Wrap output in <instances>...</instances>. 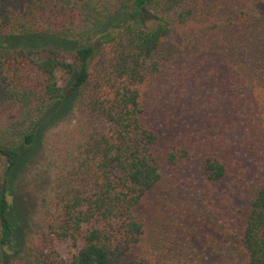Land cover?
<instances>
[{
  "label": "trees",
  "instance_id": "obj_1",
  "mask_svg": "<svg viewBox=\"0 0 264 264\" xmlns=\"http://www.w3.org/2000/svg\"><path fill=\"white\" fill-rule=\"evenodd\" d=\"M0 264H264V0H0Z\"/></svg>",
  "mask_w": 264,
  "mask_h": 264
},
{
  "label": "rangeland",
  "instance_id": "obj_2",
  "mask_svg": "<svg viewBox=\"0 0 264 264\" xmlns=\"http://www.w3.org/2000/svg\"><path fill=\"white\" fill-rule=\"evenodd\" d=\"M55 131H53L50 136ZM54 168V159L45 152L41 151V153L31 163L30 167L27 169L23 177L24 179L22 181V193H24L27 199V209L25 211L26 223H29L31 230L33 229V232L36 229V225L40 215V209L37 206V201L34 196L39 191L47 190L53 177ZM66 249L67 242H57V250L63 257H65L67 254ZM4 260H6L5 256Z\"/></svg>",
  "mask_w": 264,
  "mask_h": 264
}]
</instances>
